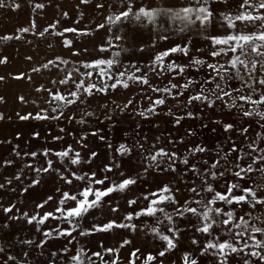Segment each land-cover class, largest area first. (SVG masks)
I'll return each instance as SVG.
<instances>
[{"label":"snow or ice","instance_id":"obj_1","mask_svg":"<svg viewBox=\"0 0 264 264\" xmlns=\"http://www.w3.org/2000/svg\"><path fill=\"white\" fill-rule=\"evenodd\" d=\"M218 2L225 5L224 10H214L211 0H187L184 5L163 7H137L135 0H119V10L114 9L105 17L109 24L129 18L156 24L161 16H166L184 25L179 29L181 33L186 32L189 26H197V34L209 45L206 57L193 55L192 40L181 38L180 42L156 51L144 68L133 62L130 68L134 71L125 67L114 74L112 68L118 61L105 58L81 60L79 64L84 71L76 66V62H71L69 69L70 61L59 55L31 69L32 72H40L52 66L63 75L50 79L51 87L40 84L35 89L47 93L43 101L45 106H38L35 113L17 112L20 121L63 119L69 123L74 121L78 125H87V118L97 114L81 105H88L89 99L97 94L107 95L118 87L127 90L131 84H138L142 91L140 102L137 103L134 98H127L122 104L113 100L115 107L111 109L104 104L105 120L114 122L116 114L130 108L139 117L148 120L159 115L161 106H165L171 98L177 101L178 111L174 112L169 107L166 115L172 117L174 126L179 128L182 121L199 120L201 128H208L209 123L216 125L224 136L223 140L218 139L212 146L203 141L189 142L186 136L194 138L197 135L190 126L178 138H174L171 132L163 141L156 136L146 148L141 141L146 142L148 137L138 134L131 144L123 140L113 148L112 143H106V148L112 150L113 155L95 169L91 165L100 153L95 148H89V136L106 141L101 128L91 131L84 128L77 134V129L69 131L59 127V133L55 135L49 128L39 147L25 151L19 144L13 146L11 152L15 157L29 159L11 177H5L4 183H0V190L5 189L6 185L11 186L14 181L23 185L25 170L34 175L27 177L29 183L27 187H22L23 192L28 193L33 186L41 183L51 186L39 198L32 214L24 211L8 217L10 220L23 218L27 224L34 225L42 235L38 247H42L49 238H65L68 244H72L76 239L73 233L89 236L95 233L143 231L146 240L152 243L160 241L161 246L153 250L132 246L127 257H123L122 249L133 245V241L122 234L115 245L105 246L101 241L96 251L83 247L73 251L67 246L61 250L64 253L73 252L67 257L66 264H165V260H168V264H177V259L171 258V254L180 248L182 238L190 232L187 235L189 246L180 251L179 264H264V0H236L235 10L228 6L229 0ZM90 3L92 0H79L76 8ZM20 7L16 0H8L7 3L0 0V8ZM44 7V3L35 4L37 9ZM95 8L106 11L104 3H96ZM61 15L69 18L67 11H62ZM83 15V12H79L81 19ZM217 19L222 22L224 31L214 34L209 26L214 25ZM60 24L61 21L57 19L37 33L36 21L32 19L29 26L19 27L16 33L6 34L0 40H20L23 34L33 32L40 37L45 34L60 36L63 45L71 47L73 40L68 39L66 33L86 35L89 32L74 26L62 27L58 31ZM97 27L103 28L104 24ZM137 39L142 37L138 35ZM168 39L167 35H157V40ZM155 46L153 41L152 47ZM100 50L105 49L101 46ZM140 50L144 51L143 48ZM203 51L204 48L195 49L196 53ZM176 53L186 57L187 63L172 59L171 56ZM73 54L79 55L80 51L76 50ZM7 62V56H0V64ZM188 70H194L196 75H186ZM149 72L156 79L165 76L172 79L168 80L166 86L151 83ZM181 76L184 77L183 82H173ZM13 78L32 79L24 72L15 74ZM4 79V76H0V81ZM145 99L149 101L146 107L142 106ZM18 100L28 103L23 95ZM4 102L5 98L0 96V103ZM134 104L136 107H132ZM73 107L79 109V115L72 111L66 116L65 111ZM225 117L230 119L226 121ZM5 118V114L0 112V120ZM211 131L216 132L217 128L213 127ZM22 135L20 131L15 132L16 139ZM47 136H51V141L60 144V147H49ZM65 136L75 140L76 146L66 143ZM30 137L39 140L41 133L33 130ZM5 142L11 143L0 140V144ZM178 144L184 145L182 151ZM134 156L139 157L135 161L139 170H126L125 162L131 163L130 158ZM16 163L12 158H0V166ZM85 168L88 170L85 171ZM42 174L45 178H42ZM149 174H154L152 183L157 186L135 193L133 189L145 182ZM162 175H170L172 179L158 183ZM180 184H184L185 191L189 193L183 200L178 199ZM52 190L58 195L47 194ZM121 199L126 206L123 209ZM53 201L55 203L51 210L39 211ZM104 207L114 214L111 218L99 222L93 217L88 227L83 226L82 221L91 214V210H102ZM14 209L15 204L5 206L0 203V210L6 214L13 213ZM141 217L150 218L152 223L141 221L138 224ZM50 218L57 221L55 227L42 229L41 226ZM65 223L68 227L62 226ZM24 243L32 245L34 241L29 239ZM3 251L0 248V252ZM52 255L57 253L53 252ZM9 261L15 262L16 257L8 256L2 264H9ZM19 264L26 262L21 260Z\"/></svg>","mask_w":264,"mask_h":264},{"label":"rangeland","instance_id":"obj_2","mask_svg":"<svg viewBox=\"0 0 264 264\" xmlns=\"http://www.w3.org/2000/svg\"><path fill=\"white\" fill-rule=\"evenodd\" d=\"M8 0H6V3ZM20 3L19 9L13 8H0V37L6 34H14L19 27L29 26L30 21L35 19L36 21V32L43 30L48 24L59 19L61 24L58 26V31L62 30V27H77L78 29L89 30L88 34H72L66 33L65 36L68 39L73 40L71 47H65L62 43L63 38L57 35L45 34L44 37H40L33 32L23 34V38L20 40L3 41L0 40V56H7L8 62L0 64V76H4L5 79L0 81V96L5 98L4 103H0V112L5 114V119L0 120V140L11 141V143L0 144V158L7 159L12 158L17 161L12 166H0V183H4L5 177H11L19 167H23V162L28 160L27 157H15L11 152V148L17 144L20 145L22 150H30L39 147L44 142V137L47 134L49 128L52 129V134L59 133V127H65L69 131L77 129L79 130L87 128L91 131L94 128H101L103 132L101 134L106 136V141H100L98 137L89 136V148H95L100 156L95 159L91 165L93 169L97 168L106 158H111L113 151L106 148V143H112L115 148L119 142L127 140L129 144L133 142L134 138H138V134L146 135L148 140L141 141L145 143L147 148L154 137L160 136L163 141L164 137L169 132L172 133L174 138H178L184 135L188 128L191 126L196 130L197 135L193 137L186 136L185 139L189 142L193 140L203 141L209 146H212L218 139L223 140L224 136L221 133L218 126L210 124L208 128H201L199 120H186L182 121V126L177 128L172 124V117L166 115L167 108H172L174 112L178 111L177 101L169 98L165 106H161L159 109V115L151 117L148 120H144L139 117L130 108L122 114H116L114 116V122H110L104 119L103 113L106 111L103 108L104 104H108V108H114L112 101L116 103H123L127 98H134L137 103L140 102L142 95L141 88L138 84H131L129 89L125 90L120 87L115 92L109 91L107 95L97 94L91 97L88 101V105H81L80 107H88V110L95 111L96 116L87 118L89 123L87 125H78L74 121L69 123L65 120L60 121H20L18 120L16 113L24 114L26 112L35 113L39 107H44V99L47 97V93L37 92L35 89L40 84H45L51 87L49 81L57 76H62V72H58L55 67L50 66L49 69H42L40 72H32L31 69L39 67L42 63H45L48 59H53L57 55L68 59L70 64L67 66L69 69L72 67L71 62H76V66L81 67V71H84L83 67L79 64L81 60L89 61L96 58L113 59L118 61L117 64L113 65L112 71L115 74L117 71L123 70L125 67L129 68V71H134L130 68V65L135 62L138 67L144 68V65L152 58L156 51L163 50L167 47L172 46L175 43L180 42L181 38H187L192 40V54L206 57L208 42L203 39L202 36L198 35L197 26H189L188 30L184 33L179 31L184 25L180 21L173 22L166 16H161L156 24H149L146 20L143 22H137L134 18L122 19L116 24H109L106 22V15L111 14L114 9L119 10L121 7L119 0H92L89 5H80L76 8L79 0H16ZM104 3L106 11L96 9V3ZM212 7L214 10L222 11L225 5L219 3L218 0H211ZM236 0H229V7L235 10ZM44 3L43 9L35 8V4ZM136 6H154L163 7L166 5H184L187 0H135ZM62 11L69 13V18H64L61 15ZM79 12H83V18L79 16ZM79 21V23H74ZM221 21L216 20L214 25L209 26L211 32L220 33L224 29L221 27ZM98 24H104L103 28H98ZM52 30L49 29V33ZM167 35L169 39L167 41L157 40V35ZM140 35L142 39H137ZM117 37H120L117 39ZM151 38V39H150ZM155 41V48L152 47V43ZM49 45H52L49 47ZM101 46L104 47V51H101ZM197 47L204 48L205 51L196 53ZM143 48L144 51L140 49ZM79 50V55L73 53ZM86 50V51H85ZM118 54V55H117ZM31 57V59H28ZM172 59L177 62L187 63V58L182 56L180 53L173 54ZM107 67V66H105ZM19 72L26 73L27 76H31V80L21 78L14 79L15 74ZM139 75V73H137ZM186 75H196L194 70L186 71ZM148 78L151 83L166 86L170 76H165L161 79H156L153 73H148ZM184 77H177L173 82L181 83ZM55 90V88H53ZM147 91L146 87L144 89ZM187 92L185 96H187ZM23 95L28 103H21L18 97ZM149 95H155L149 93ZM180 99H183L181 97ZM35 102V103H33ZM149 101L143 100V105L146 107ZM132 107H136L134 104ZM72 111H76L79 115L78 108H69L65 111V115H70ZM207 111V110H206ZM219 112L220 110L217 109ZM11 117V119H7ZM230 117H225L227 121ZM208 123L207 120L204 121ZM158 125V127H157ZM139 126V127H138ZM213 127L217 128L216 132L211 131ZM39 131L41 133V139L37 140L30 137L31 131ZM20 131L23 135L19 138H15V132ZM259 131V129H257ZM126 134V135H125ZM48 146L59 148L60 144L52 142L51 136H47ZM66 143H72L76 146L75 140L71 137L65 136ZM178 148L182 151L184 145L178 144ZM42 162V157L39 158ZM131 159V163L125 162V169L130 171H138L139 167L136 166L135 161L139 159L138 156H134ZM88 169L85 168V171ZM26 177H22L23 185L20 182L14 181L11 186H7L5 189L0 190V203L5 206L8 204H15L16 209L13 213L6 214L0 210V248H3V252H0V264L8 256H15L16 261H9V264H19V261L23 260L26 264H66L67 257L73 254V252L64 253L61 249L65 246L73 249V251L83 247L85 250L91 249L92 251L98 250V245L101 241L104 242L105 246L115 245L120 236L127 235L128 238L132 239L133 245L126 246L121 251V256L127 257L132 246L145 247L148 250L158 249L161 246L160 241L154 243L146 240L143 231L139 233H120V232H109V233H95L89 236H79L76 233L73 235L76 239L72 244H68L65 238H49L48 241L42 246L38 247L40 240L42 239L41 232L36 231L34 225H29L26 221L21 218L20 220H10V215H20V213L27 211L32 214L34 211L35 204L39 202V198L45 194L46 188H50V185L41 183L39 186H33L28 193L22 191V187H27L29 180L27 177H31L34 173L27 170ZM109 175H113L109 173ZM154 174H149L147 180L143 183H139L133 191L139 193L146 188H154L157 185L152 183ZM42 178L44 174H42ZM114 179L118 177L113 176ZM172 179L170 175H162L158 178V183H163ZM180 193L178 199L183 200L189 195L185 191L184 184H180ZM12 189H15L14 191ZM53 196H57L54 190L48 192ZM55 201L50 202L45 208L39 211L51 210L54 206ZM122 209L126 207L124 201H120ZM114 214L110 213L107 207L102 210H91V214L88 215L82 224L84 227H88L93 222V217L96 221L103 222L106 218H111ZM152 223V220L148 217H141L137 221ZM57 221L52 220L46 221L42 225V229L48 227H55ZM5 225H7L5 227ZM63 227H68L65 223ZM186 233L181 240L180 248L177 249L171 258L177 259L179 264L180 251L188 247ZM33 240L32 245L24 243L25 240ZM28 255L25 256L24 253ZM56 252L57 255L53 256L52 253ZM90 255V252L88 253ZM107 258V257H105ZM93 260L95 258L93 257ZM165 264H168V260H165Z\"/></svg>","mask_w":264,"mask_h":264}]
</instances>
